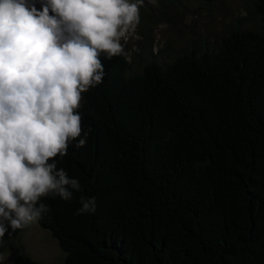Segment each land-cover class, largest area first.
Returning <instances> with one entry per match:
<instances>
[{
	"label": "trees",
	"instance_id": "trees-1",
	"mask_svg": "<svg viewBox=\"0 0 264 264\" xmlns=\"http://www.w3.org/2000/svg\"><path fill=\"white\" fill-rule=\"evenodd\" d=\"M254 8L258 31L139 73L101 55L107 75L78 110L87 144L56 157L81 189L42 198L35 223L64 264H264V0ZM81 196L94 213L76 215ZM11 264L39 263L20 248Z\"/></svg>",
	"mask_w": 264,
	"mask_h": 264
},
{
	"label": "clouds",
	"instance_id": "clouds-1",
	"mask_svg": "<svg viewBox=\"0 0 264 264\" xmlns=\"http://www.w3.org/2000/svg\"><path fill=\"white\" fill-rule=\"evenodd\" d=\"M143 3L0 0V244L9 228L50 212L42 198L70 201L80 191L56 157L87 144L82 93L103 83L102 54H123L121 37ZM80 205L76 215L94 213L96 197L81 196Z\"/></svg>",
	"mask_w": 264,
	"mask_h": 264
},
{
	"label": "rangeland",
	"instance_id": "rangeland-1",
	"mask_svg": "<svg viewBox=\"0 0 264 264\" xmlns=\"http://www.w3.org/2000/svg\"><path fill=\"white\" fill-rule=\"evenodd\" d=\"M256 0H144L139 23L121 37L130 74L148 62L168 64L182 53L204 49L232 30L258 31ZM39 8V4H37ZM51 14V13H50ZM0 264H11L20 248L39 264H64V252L49 232L33 223L15 238L3 237Z\"/></svg>",
	"mask_w": 264,
	"mask_h": 264
}]
</instances>
